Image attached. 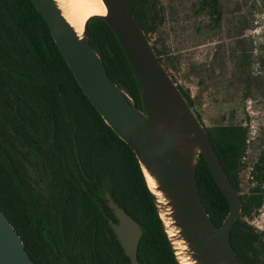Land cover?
<instances>
[{
  "label": "trees",
  "instance_id": "trees-1",
  "mask_svg": "<svg viewBox=\"0 0 264 264\" xmlns=\"http://www.w3.org/2000/svg\"><path fill=\"white\" fill-rule=\"evenodd\" d=\"M123 1L150 39L164 21L159 2ZM198 13L218 26L219 0H201ZM87 28L108 76L142 108L136 77L110 27L94 15ZM178 88L195 110L196 100ZM204 128L240 193L232 249L242 264H264V232L248 223L264 204V150L249 166L253 187L242 194L239 174L247 128ZM197 182L203 206L219 228L229 203L202 156ZM105 191L144 229L137 250L140 264H177L134 152L84 95L32 1L0 0V209L29 258L35 264H130L108 225L107 218H115L102 198Z\"/></svg>",
  "mask_w": 264,
  "mask_h": 264
},
{
  "label": "water",
  "instance_id": "water-1",
  "mask_svg": "<svg viewBox=\"0 0 264 264\" xmlns=\"http://www.w3.org/2000/svg\"><path fill=\"white\" fill-rule=\"evenodd\" d=\"M45 20L77 84L103 121L134 152L140 168L156 187L151 191L177 264H242L230 243V233L242 209L240 193L230 182L197 113L168 73L123 0H101V17L114 33L136 77L142 108L108 76L92 47L87 21L82 33L64 18L55 0H31ZM75 156L83 172L78 148ZM202 156L229 203L219 228L207 214L200 198L197 168ZM102 198L115 221L108 225L130 264L137 258L143 227L105 191ZM158 198L162 200L159 202ZM166 215L176 236L170 237L161 214ZM174 241L184 248L180 254ZM0 264H35L26 253L14 227L0 209Z\"/></svg>",
  "mask_w": 264,
  "mask_h": 264
},
{
  "label": "rangeland",
  "instance_id": "rangeland-1",
  "mask_svg": "<svg viewBox=\"0 0 264 264\" xmlns=\"http://www.w3.org/2000/svg\"><path fill=\"white\" fill-rule=\"evenodd\" d=\"M157 1L164 21L150 42L175 83L196 100L204 127L241 124L248 130L239 174L246 194L253 187L249 166L264 150V0H219L218 26L198 13L201 0ZM248 222L264 232V204Z\"/></svg>",
  "mask_w": 264,
  "mask_h": 264
},
{
  "label": "bare ground",
  "instance_id": "bare-ground-1",
  "mask_svg": "<svg viewBox=\"0 0 264 264\" xmlns=\"http://www.w3.org/2000/svg\"><path fill=\"white\" fill-rule=\"evenodd\" d=\"M59 6L64 18L70 24V26L80 35L83 30L85 22L91 16H104L106 14V8L101 0H55ZM146 179L151 191L158 196V191L154 184L150 181L149 177L146 175ZM159 202L162 200L158 198ZM164 224L167 228V232L170 237L174 238L176 233L172 229L170 222L168 221L165 213L161 214ZM176 250L182 254L184 252L183 246L178 242L174 241ZM186 260L182 264H186Z\"/></svg>",
  "mask_w": 264,
  "mask_h": 264
},
{
  "label": "built area",
  "instance_id": "built-area-1",
  "mask_svg": "<svg viewBox=\"0 0 264 264\" xmlns=\"http://www.w3.org/2000/svg\"><path fill=\"white\" fill-rule=\"evenodd\" d=\"M254 137H255V133L253 132V138H254ZM249 139H250V138L247 139V144H249ZM251 139H252V138H251ZM248 223H249V222H248ZM249 224H250V223H249ZM251 224H252V223H251Z\"/></svg>",
  "mask_w": 264,
  "mask_h": 264
}]
</instances>
